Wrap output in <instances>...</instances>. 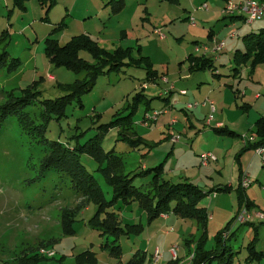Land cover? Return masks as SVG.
Returning <instances> with one entry per match:
<instances>
[{
    "label": "rangeland",
    "instance_id": "1",
    "mask_svg": "<svg viewBox=\"0 0 264 264\" xmlns=\"http://www.w3.org/2000/svg\"><path fill=\"white\" fill-rule=\"evenodd\" d=\"M107 1L79 0L71 14L72 7L65 6L69 0H56L49 11L47 6L41 5L40 0H27L25 8L18 6L15 0H0V37L5 36V40L0 42V52H7V63L4 61L0 67V106L11 100L14 92L18 94L21 89L39 81L36 88L40 94L25 109L29 115L37 116L43 109L40 101L65 95L58 86L73 83L84 76V73H78L67 66H56L45 53V39L59 22L64 21L65 26L53 36L61 44L67 43L72 36L88 34L99 42L100 47L110 52L130 47L133 56L139 58L140 48L141 54L150 58L153 69L160 74L157 79L149 78L143 66H123L118 71L99 75L93 89L83 94L80 101L74 99L69 103L62 117L49 118L46 139L62 143L71 152H75L80 163L96 177L108 201L113 199L114 191L102 176L106 163H101L97 155L83 152L79 148L96 135L100 136L99 142L105 151L114 148L123 157L125 172L131 175L144 169L143 165L149 169L160 164L164 170L163 176L174 182L192 180L188 179V175L194 173L192 170L207 173L208 176H202L200 180H192L205 191H210L200 202V206L206 208L209 218L205 249L217 246L218 231L231 221L229 232L233 230V233L226 240L228 251L225 254L228 256L233 253L234 264H247L246 246L255 235L259 237L257 249L264 251V219L256 216L258 211L264 214V162L255 149L243 150L241 136L216 130L213 119H218V115L223 112L218 104H214L218 108L216 113L209 105L210 112L204 117L196 111L204 102L197 101L199 104L191 110L180 103L170 108L168 100L172 95L174 102L187 101L192 94L199 95L198 87L207 84L211 87L214 85L216 91L227 89L228 101L233 100L232 105L236 107L235 101H242L235 90L246 89V84L261 85L256 80V73L264 79V69L259 67L262 63L255 66L257 69L254 67L256 70L250 64L246 65L241 75L243 78L233 76L234 63L229 57L230 52L224 51L220 53L221 60L213 59L216 71L205 69L189 72L190 61L187 62V56L191 52L195 55L198 46L201 48L199 55L206 53L202 46L210 45L206 42L209 41L211 27L217 35H221L218 40L215 37L214 41L225 40L226 36L229 38L235 32H222L225 29L223 19L209 26L202 23V13L195 14L200 6L169 3L167 6L157 0L150 6L143 4L144 0H126L121 12H116L114 5L102 10L101 6ZM87 3L89 13L84 11ZM110 12L114 14L109 16ZM166 13L172 20H166V17L163 19ZM257 25L258 20L254 26ZM195 26H204L205 30L200 32L192 29ZM155 30H160L164 37ZM246 32L243 30L238 37L241 48L240 36ZM79 55L96 63L93 53L87 49H80ZM12 58L22 62L14 72L8 70ZM50 74L53 79L48 78ZM164 76L169 83L163 81ZM172 83L177 86L170 93L169 86ZM180 88H185L189 97L181 95ZM160 93H164V96H159ZM191 103H195L194 98ZM133 105V124L129 131L134 130L135 136L141 135V142L134 144L122 140L119 134L123 130L122 124H114L108 129L98 128L99 125L108 124L116 117L125 115ZM260 108L264 110L263 105ZM166 109L171 112L164 113ZM242 109L245 111V108ZM154 112H161L157 121L146 120V114ZM225 112L231 115L228 109ZM252 112H255L254 107L248 114L252 116ZM14 116L0 121V264H24L19 261L22 256L42 248L54 250L56 255L49 257L45 254L39 264H77V257L88 252H92L89 253L92 257L79 264H101V260L107 264L120 259L121 264H129L139 250L141 253L152 252L158 244L165 247L166 238H169L167 247H178L174 259L167 254L170 262H192L190 249L194 250L195 244L192 243L189 248L180 238L183 229L179 231L177 228L167 237V222L156 219L151 223L138 199L131 202L119 199L108 209L117 213L124 226L126 223L142 224L144 228L140 232L128 230L115 241L111 234L93 226L90 220L98 210L97 204L93 201L89 203L90 199L78 191L64 173L55 169L43 172L42 164L49 149L45 144L32 140L21 127L19 115ZM173 118L177 120L176 123H172ZM223 120L227 123L225 118ZM146 122L150 125L146 126ZM170 134L180 136L179 141L173 142ZM208 151L214 152L218 160L206 168L196 163L195 158ZM239 164L244 167L243 171L249 172L252 181L246 189L238 188ZM186 169L190 170L185 172ZM151 183L152 173L137 176L133 180V184L141 186L142 190ZM223 186L227 189H219ZM87 206L90 208L86 209ZM70 210L77 213L73 222L74 232L63 234L61 218L65 211ZM241 215L255 224H243ZM188 222L195 223L192 219H188ZM200 229H195L196 232L198 230L194 235L196 240L203 232ZM184 231L188 233L190 229ZM115 245L121 249L120 257L111 251ZM223 252L219 250V253ZM188 255L190 262L187 260ZM218 262V257L206 260V264ZM249 264H264V259Z\"/></svg>",
    "mask_w": 264,
    "mask_h": 264
},
{
    "label": "trees",
    "instance_id": "2",
    "mask_svg": "<svg viewBox=\"0 0 264 264\" xmlns=\"http://www.w3.org/2000/svg\"><path fill=\"white\" fill-rule=\"evenodd\" d=\"M26 1L27 0H15V3L25 8ZM112 1L114 2V0ZM115 1L113 8L115 11H119L123 8L122 0ZM40 2L42 6H47L49 11L56 3V0H40ZM64 26L65 22L62 21L56 24L52 29L50 36L45 39V53L50 62L56 66H67L78 73H84V76L82 78H77L73 83L59 85L58 87L61 91L65 92V95L55 99L47 98L40 101L43 105V109L37 116L29 115L25 109L34 103L35 99H37L40 94V91L36 88L39 81H35V83L28 88L21 89L18 94L14 92L11 95L12 99L0 106V121L2 122L7 117L19 115V121L23 130L32 140L45 144L46 148L49 149V153L42 164L43 172L55 169L67 175L74 184V187H76L78 191L83 192L84 195L90 199L89 203L93 201L97 204L98 210L91 218V224L103 230L102 232L111 234L115 237V241H118L128 230L140 232L144 226L138 223H126L124 226L122 221L117 217V213H115V211H110L108 207L114 205L119 199H122L124 202H131L134 199H138L141 207L147 213L149 221L157 218L160 213L171 210L182 218H190L197 221L200 228L203 229V232L193 252L192 262H194V264H206V260L215 257L219 258L218 264H234L233 253H230L228 256L225 254L228 251L226 240L231 236V232H229L231 221L224 229L218 231L216 237L217 246L208 250L205 249L208 214L206 208L200 206V202L210 191H205L192 181L183 180L174 182L165 179L163 176L164 170L162 164L154 168L142 169L131 175L130 172H125L123 157L119 155L114 148L105 151L99 142L100 136L96 135L94 138L87 140L85 144L81 145L79 148L83 149V152L85 151L86 153L97 155L99 160L102 161L101 163H106L102 176L105 182L111 186L114 191L113 199L108 201L105 191L99 185L96 177L88 172L87 168L80 163L76 153L71 152V149L66 148L62 143L46 139L49 118L52 116L58 118L62 117L66 113L65 108L69 103L74 99L80 101L83 94L93 89L99 75L118 71L123 66H143L149 78L155 80L157 79L156 77L159 76L158 72L153 69L150 58L146 55H142L140 48H138L140 53L139 58L133 56V49L130 47L127 49L117 48L113 52H110L100 47L99 42L88 34L72 36L71 40L67 43L61 44L53 35ZM3 40H5V36L0 37V42ZM244 40L245 50H237L234 54V66L232 67L233 76L241 77V71L246 65L250 64L251 67L254 68L257 64L264 62V30L261 32L249 33L244 37ZM80 49L91 51L96 59V63L82 58L79 55ZM6 55L7 52L5 50L0 52V67L3 65L4 61L7 63ZM188 60L190 61V69L193 71L205 69H209L212 72L216 71L214 60L211 57H205V55L195 56L191 54ZM21 63L19 59L12 58L8 70L11 72L16 71L22 65ZM235 92L239 95V90H235ZM133 108L135 109V105H133L125 115L116 117L108 124L99 125L98 128L108 129L114 124H122L123 130L119 133L122 140L134 144L141 142L142 138L133 135V133H135L134 130L132 132L129 131L133 124ZM216 130L219 132H227L231 135H238L226 126L216 127ZM246 135L254 136L255 139L245 143L243 150L249 148L255 149L258 146L264 145V116L256 121L255 130ZM240 136L242 138V135ZM150 173H152L153 186L150 190L143 192L141 186H135L133 184V180L137 176ZM243 174L244 171L240 168L238 184V188L240 189L247 188L244 187L241 182ZM219 189L225 190L227 188L223 186L219 187ZM76 215L77 213H74L72 210L63 213L61 218L63 234H71L74 232L73 222L76 220ZM246 223L255 224L252 221L243 222V224ZM258 240L259 237L255 235L246 246L248 255L245 258V262L247 264L253 261L260 262L264 259V251L258 250L256 247ZM219 250L224 252L221 254ZM111 251L118 257L122 254L118 245L113 246ZM44 256L45 254L37 249L22 256L19 261H22L24 264H39ZM91 257L92 256L88 252L80 254L77 258L79 261L83 262ZM147 260L148 258L145 252L141 253L139 250L130 260L129 264H144ZM147 264H152V262L149 260Z\"/></svg>",
    "mask_w": 264,
    "mask_h": 264
},
{
    "label": "crops",
    "instance_id": "3",
    "mask_svg": "<svg viewBox=\"0 0 264 264\" xmlns=\"http://www.w3.org/2000/svg\"><path fill=\"white\" fill-rule=\"evenodd\" d=\"M78 1L79 0H69V4H66L65 5V6H71L72 7L70 9L71 10V14L73 13L74 6L77 5ZM140 1H143V0H140ZM154 1L155 0H144L143 1L144 2L143 4H146L147 6L148 5L150 6L151 4L154 5L153 4ZM157 1L159 3H161V4H167V3H169L171 5H177V6H202L203 4H206L207 6H211V7L209 9H201L200 7H198L200 10H197L195 12L196 15L199 14V13H202L201 14V18H202V23L203 24H207V25L211 26L217 20H218V22H220L223 19L222 22L225 24V29L222 32L225 33L226 30H227V32L229 30H235V32H234L235 35L234 36H231L229 38H227L228 36H226V39L224 40L225 47L223 48L222 51H220V52H209V53H202L201 54V55H205V57H211L212 59L221 60L222 57H221V54L220 53L221 52H224V51H227V52H230L229 57L231 58V61L233 62V58H234L235 52L237 50H242V51L245 50V44H244L245 43V40H244V37L246 35H248L249 33H252V32H261L262 30H264V13H263V15L259 19H257L258 20V24H259L257 26H254L257 20L254 21L253 23L246 22L245 21V15L242 12H239V13L233 15V16L226 17L223 14V11L222 10L225 7L226 3L228 1H230V0H157ZM232 1L239 3V2H242L243 0H232ZM256 1L261 2V3H264V0H261V1L256 0ZM115 2H116L115 0H114V2L112 0H108L105 3L104 6H101V9L102 10H106L109 5L110 6L115 5ZM122 3H123V8L120 9L119 11H116V12H121L124 9V7L126 5V0H122ZM86 6H87V8L84 7V11H85V13H89L90 12V8L88 7L89 4L87 3ZM167 6H168V4H167ZM184 10H187V8L184 7ZM203 10H205V11H203ZM113 14L114 13H111L110 12L109 13V16H111ZM72 16H75V15H72ZM184 16H186V15H184ZM162 17H163V19H165V17H166V20H172L171 19L172 17H170V15H168L167 13L165 15L163 14ZM186 17H188V15ZM249 26H251L250 30H249ZM193 28L196 29V30H199L200 32H202V31L205 30V27L204 26H202L201 28H199L198 26H195V27H192V29ZM243 30H246L247 32L245 34H243V35L240 36L242 38V45H243L242 48H241V42H240V39H238V37H239L240 33ZM155 32H156V30H155ZM208 36H209V41L206 42V43H209L210 45H208V44L207 45L210 46V47H212V46L215 45L214 38L216 37V39L218 40L221 35H217V33L215 32V30L211 27L209 29ZM196 52H197V55H196ZM196 52H195V56H200L198 54L199 51H196ZM191 54H193V52H191V53L188 54V56H187V62H188V57ZM259 67H263V69H264V62H262V64H260ZM188 69H189V72H192L193 71V70L190 69V65L189 64H188ZM256 69H257V67H256ZM243 70H244V67H243L242 71ZM242 71H241V75H242ZM256 76H257L256 77L257 78L256 79L257 82L258 83H261V85H259V84L256 85L254 83L253 84H246L245 85V88L246 89H244L242 91L239 88L238 98L240 97L242 102L239 103V101H235L234 104L236 105V107L234 105H232L233 104V100H229L228 101V91H227V89L224 88V89H220L219 91H216V87H214V85L211 87V86H209L207 84L205 86L198 87V89H199V95H197L196 93L195 94H192V96H190V99L191 100L189 98H187V101H184V102H178V101L174 102L171 99L172 98V95H171L170 96V100H168V101H170V103L168 105H169L170 108H172V107L174 108V106L176 105V103L177 104L180 103V105L182 104V106H185L186 109H189L187 107V104L191 103L192 100H193V98H194V102H197L198 101V102H201V103L202 102H205L207 99L213 100L215 105L218 104L219 107H221V109H223V112H221L218 115V117H217L218 119H216V117L213 119L216 122V127L226 126L230 130H232L236 134H238V136L240 137V135H242V134L245 135V134H247L249 132L254 131L255 128H256V121L260 117H263L264 116V110H262L260 108V105H263L264 106V93H263L264 92V79H263V76L260 75V74H257L256 73ZM250 77L253 79L252 74L250 75ZM48 78L49 79H53V75L52 74L48 75ZM240 78H243V77L241 76ZM168 83H169V80H168ZM176 86L177 85L175 83H172L169 86V90H170L169 92L172 93L173 91H175L176 90ZM198 86H200V85H198ZM182 90H186V89L185 88H180V92L179 93L181 95H184V96H188L189 95V92L187 90H186V93L185 94L181 93ZM205 95H207L206 96V99L204 97ZM159 96H164V93H162V94L160 93ZM207 97H209V98H207ZM212 97L214 99H211ZM202 98H204V99H202ZM229 98H232V97L229 96ZM227 103H229V105ZM242 103H244V105H242ZM253 107L255 108V112H252V116H251V114H248V113L251 111V109ZM194 108H196V107H194ZM194 108H191V110H193ZM224 108H225V111H226V109H228V111L231 114L230 116H233L232 118L228 114H226V112L224 111ZM239 108L240 109L245 108V111H243V109L240 110ZM196 111H198L199 115H201V116L204 115V117H206L207 113L210 112V106L207 103L206 104H201V105H199L196 108ZM217 111H218V108L215 107V113ZM170 112H171V110H168L167 111V109H166L164 113L169 114ZM160 114H161V112H160ZM194 114H196V113H194ZM246 114H248L249 116H247ZM159 115H158V117H159ZM158 117L155 120H152V121H157ZM223 118H225L227 120V123H225V121L223 120ZM173 119H175V118H173ZM174 123H176V122H174ZM238 130L240 131V133L238 132ZM172 136H173L172 134L169 135V137L171 139H172ZM137 137L142 138L141 135H139ZM208 152H212V151H208ZM202 153H200V155ZM195 161H196V163L198 162L201 166L206 167V168L210 167V164L212 163L211 162L208 165H202L201 164V158L200 157L195 158ZM124 165H125V162H124ZM143 166H144V169H147L146 168L147 165H143ZM240 168H242V165L241 164H239V168H238V175H237L238 184H239ZM188 170H190V169H186L185 172H187ZM192 172H194V173L191 176L188 175V179L190 178L192 180H194V179L195 180H200V178L202 176L203 177L208 176V175H206L207 173L206 174H203L200 171L198 172V171L192 170ZM244 172H246V173L249 174V172H247V170L244 171ZM168 180H170V179H168ZM192 180H190V181H192ZM196 184L199 185V183H196ZM152 186L153 185L151 183L144 190H142V188H141V190L143 192H146V191L150 190L152 188ZM105 195H106V193H105ZM88 208H90V207L87 206L86 209H88ZM156 219H158V220H164V221L167 222V224H168V229H167V232H166V236L167 237L170 236L171 233H173L172 231H174L175 229L178 228L179 231L181 229H183V233L181 234L180 238H183V241L185 242L186 245H188L189 248H190V246H191L192 243L195 244L194 245V250H191L190 249V251H191V258H192L193 252L195 251V248L198 245L197 241H198V239L202 235V232H201L200 235H199V238L197 240H196V238L194 236V235L197 234L198 230L200 229V226L197 223V221L194 220V219H192V220L195 221V223L188 222V219H190V218H182L179 215H176L172 210L171 211H168V212H162V213H160V215L157 218H155L154 220H152L150 222L152 223V222L156 221ZM188 228L190 229V231L187 233L184 230L185 229L187 230ZM195 229H198L197 232L195 231ZM232 233H233V230L231 231V234ZM168 241H169V238H166V245H165V247H163V245H161V244H158V245L155 246V248L153 249L152 252H150V251L145 252V254L147 255L148 260L144 264H147L149 262V260L152 262V264H173L174 261H171L170 262L169 261V258H167V254H168L169 256L172 257V259H174L173 254L171 252V248L167 247L168 246ZM156 249H159L160 252H161V254H162L161 259L157 263H155L154 260H153L154 259L153 257H154V254H155ZM89 253H92V252H89ZM188 258H189V255L187 256V260L190 262V260ZM76 263L79 264V263H81V261H79V259L77 258L76 259ZM101 264H105V263L102 262V260H101ZM107 264H121V259L119 261H117V260L116 261L115 260L114 261H109ZM190 264H194V262H190Z\"/></svg>",
    "mask_w": 264,
    "mask_h": 264
},
{
    "label": "built area",
    "instance_id": "4",
    "mask_svg": "<svg viewBox=\"0 0 264 264\" xmlns=\"http://www.w3.org/2000/svg\"><path fill=\"white\" fill-rule=\"evenodd\" d=\"M201 9H208V6L206 4H203L202 6H200ZM223 14L225 16H232L235 15L239 12H242L245 15V21L248 23H253L254 21H256L257 19H259L263 13H264V3L258 2L256 0H243L242 2H234L232 0L228 1L225 5V7L223 8ZM157 33H159V35L161 37H164V34L160 31V30H156ZM235 34L232 33L231 36H234ZM203 50L206 53L209 52H220L223 50V48L225 47V42L224 40L222 41H215V45L213 47H210L208 45H203ZM201 48L198 46L196 47V50L199 51ZM50 77V76H49ZM162 79L165 82H168V79L164 76L162 77ZM181 93L185 94L186 90H182ZM209 104L211 106L212 111L215 110V106H214V101L207 99L203 104ZM199 103L195 102V103H189L187 104V107L189 109L194 108L195 106H197ZM160 114V112H154L153 114L147 113L146 114V120L152 121L155 120L158 115ZM176 122V119H172V123ZM150 124L148 122H146V126H149ZM221 125V124H220ZM180 136H172V141L173 142H177L179 141ZM255 139L254 136H248V135H243L242 136V140L243 143H247L248 141H253ZM256 154H258L261 159L264 162V145L258 146L255 148ZM201 158V164L202 165H208L211 162H216L218 160L217 156L213 153V152H203L200 155ZM242 185L244 187H248L252 181L249 179L248 173L244 172L243 176H242ZM256 216L264 219V214L261 212H257ZM240 218L242 219L243 222L247 221L248 219H245L244 215H241ZM177 249L178 247H172L171 248V252L173 254L174 257H176L177 255ZM41 253L46 254L50 257L55 255V251L54 250H45L44 248H42L40 250ZM162 257V254L160 252L159 249H156L155 254H154V262L157 263Z\"/></svg>",
    "mask_w": 264,
    "mask_h": 264
},
{
    "label": "clouds",
    "instance_id": "5",
    "mask_svg": "<svg viewBox=\"0 0 264 264\" xmlns=\"http://www.w3.org/2000/svg\"><path fill=\"white\" fill-rule=\"evenodd\" d=\"M56 253V252H55ZM55 256V255H54ZM53 257V256H52Z\"/></svg>",
    "mask_w": 264,
    "mask_h": 264
}]
</instances>
